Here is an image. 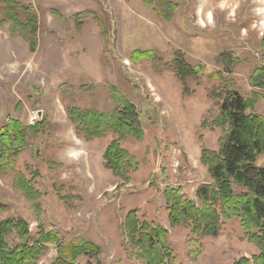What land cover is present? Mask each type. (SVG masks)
Returning a JSON list of instances; mask_svg holds the SVG:
<instances>
[{
	"label": "rangeland",
	"instance_id": "374dc122",
	"mask_svg": "<svg viewBox=\"0 0 264 264\" xmlns=\"http://www.w3.org/2000/svg\"><path fill=\"white\" fill-rule=\"evenodd\" d=\"M16 2L34 10L36 46L31 50L29 35L11 32L10 23L0 25V127L10 118L39 124L18 170L36 173L40 194L28 199L14 187V173L0 175L2 217L25 219L33 237L40 224L63 242L81 237L99 247L96 260L81 256L78 264H140L122 233L131 210L168 228L179 264L250 259L256 249L238 219L223 222L214 236L194 237L188 228L169 227L163 192L179 186L197 201V187L211 182L200 156L203 149L216 150L221 136L209 126L217 112L209 96L219 83L215 73L245 99L258 93L254 110L264 114V90L249 81L264 60V0ZM134 50L155 55L135 61ZM176 51L203 69L197 81L188 80L186 92L172 70ZM223 56L232 59L231 73ZM123 99L139 113L144 137L124 143L138 168L128 184L116 187L102 161L113 136L86 140L70 115L74 106L111 112ZM56 257L49 245L38 264Z\"/></svg>",
	"mask_w": 264,
	"mask_h": 264
},
{
	"label": "trees",
	"instance_id": "16d2710c",
	"mask_svg": "<svg viewBox=\"0 0 264 264\" xmlns=\"http://www.w3.org/2000/svg\"><path fill=\"white\" fill-rule=\"evenodd\" d=\"M31 8L16 0H0V25L10 23L11 32L29 35L31 50H35L38 21ZM153 54L150 50H134L132 57L138 61ZM229 56L221 57L227 62L228 66L223 64L227 73H231ZM172 64L183 92L188 89V80L197 81L203 71L201 65H191L178 51ZM214 76L219 83L210 88L209 96L215 100L217 112L209 126L220 129L221 136L216 150L203 149L200 156L211 182L197 187V201L181 187L167 186L163 192L167 222L170 228L185 227L194 237L202 238L216 235L223 222L236 218L256 253L233 264H264V114L254 110L260 95L253 93L245 99L222 80L220 72ZM249 81L264 90V60L262 66L251 71ZM70 116L76 123L78 136L86 140L113 136L103 152V166L116 178V187L128 184L138 162L124 143L127 139L139 141L144 137L134 105L123 99L121 107L111 112L86 111L74 106ZM207 123L205 118L202 125ZM39 128L38 123L25 126L13 118L0 127V175L14 173V187L28 199H37L40 194L35 188L38 176L19 171L18 160ZM3 211L4 204L0 203V264H38L49 245L55 246L57 253L51 264H78L81 256L96 260L100 253L92 242L81 237L63 242L58 233L45 231L40 224L33 237L28 221L2 217ZM122 233L133 248L132 258L140 264H179L168 246V228L140 218L137 210L127 212Z\"/></svg>",
	"mask_w": 264,
	"mask_h": 264
}]
</instances>
